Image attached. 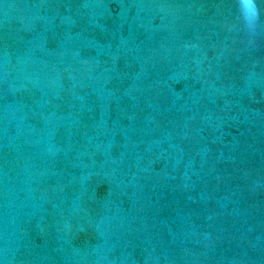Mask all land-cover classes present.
Segmentation results:
<instances>
[{
	"label": "water",
	"instance_id": "water-1",
	"mask_svg": "<svg viewBox=\"0 0 264 264\" xmlns=\"http://www.w3.org/2000/svg\"><path fill=\"white\" fill-rule=\"evenodd\" d=\"M0 0V264H264V0Z\"/></svg>",
	"mask_w": 264,
	"mask_h": 264
},
{
	"label": "clouds",
	"instance_id": "clouds-1",
	"mask_svg": "<svg viewBox=\"0 0 264 264\" xmlns=\"http://www.w3.org/2000/svg\"><path fill=\"white\" fill-rule=\"evenodd\" d=\"M247 4H250V0H244V4L241 6L242 9H246L247 8L246 7Z\"/></svg>",
	"mask_w": 264,
	"mask_h": 264
},
{
	"label": "snow or ice",
	"instance_id": "snow-or-ice-1",
	"mask_svg": "<svg viewBox=\"0 0 264 264\" xmlns=\"http://www.w3.org/2000/svg\"><path fill=\"white\" fill-rule=\"evenodd\" d=\"M246 7L251 8L252 6H251V4H247Z\"/></svg>",
	"mask_w": 264,
	"mask_h": 264
}]
</instances>
